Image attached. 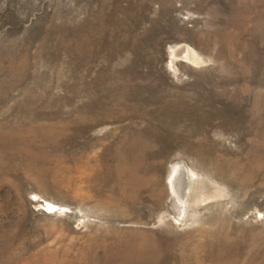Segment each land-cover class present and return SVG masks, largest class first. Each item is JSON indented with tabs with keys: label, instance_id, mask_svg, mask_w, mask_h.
Returning a JSON list of instances; mask_svg holds the SVG:
<instances>
[{
	"label": "rangeland",
	"instance_id": "374dc122",
	"mask_svg": "<svg viewBox=\"0 0 264 264\" xmlns=\"http://www.w3.org/2000/svg\"><path fill=\"white\" fill-rule=\"evenodd\" d=\"M0 264H264V0H0Z\"/></svg>",
	"mask_w": 264,
	"mask_h": 264
},
{
	"label": "bare ground",
	"instance_id": "6f19581e",
	"mask_svg": "<svg viewBox=\"0 0 264 264\" xmlns=\"http://www.w3.org/2000/svg\"><path fill=\"white\" fill-rule=\"evenodd\" d=\"M181 51L178 49L173 50L170 53L171 61L172 57H176ZM187 58L193 62L197 63L200 59L195 53L188 52ZM194 179L192 175L184 169L181 165H174L171 169V173L168 178V188L170 193L175 196L180 202H184L190 196L192 191V186ZM181 203V204H182Z\"/></svg>",
	"mask_w": 264,
	"mask_h": 264
}]
</instances>
